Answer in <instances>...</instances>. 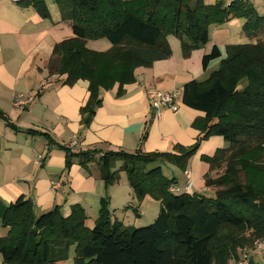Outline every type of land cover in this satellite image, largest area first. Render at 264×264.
<instances>
[{"label":"trees","instance_id":"trees-1","mask_svg":"<svg viewBox=\"0 0 264 264\" xmlns=\"http://www.w3.org/2000/svg\"><path fill=\"white\" fill-rule=\"evenodd\" d=\"M48 0H16L49 19ZM60 19L71 26L73 37L54 45L48 71L64 77L62 84L88 83V100L80 109L85 126L101 106V90L135 82L137 68H149L171 56L167 37L179 40L183 58L209 43L210 26L243 19L242 34L252 43L228 45L226 57L214 45L202 57V68L220 60L219 69L206 80L183 85L181 103L203 113L192 127L199 135L190 147L175 145L171 152L97 150L65 151V168L79 165L87 171L96 162L106 189L124 173L133 202L123 207L138 216L145 197L160 203L150 225L127 227L109 211L103 197L91 223L80 205L63 216L54 207L38 217L24 197L0 202L3 264H229L244 248L264 238V14L251 0H51ZM264 3V0H262ZM105 39L104 52L86 47L87 41ZM244 81L245 86L239 87ZM39 96V94H37ZM10 128L17 130L0 112ZM31 135L47 137L32 130ZM222 137L226 146L201 160L209 165L205 187L212 195L173 193L166 164L186 172L200 143ZM51 143V139L48 138ZM99 155V156H98ZM98 156V158H97ZM117 165H119L117 167ZM92 224V225H91ZM72 250V260L67 263ZM253 258V257H252ZM251 258L250 264H261Z\"/></svg>","mask_w":264,"mask_h":264},{"label":"crops","instance_id":"crops-1","mask_svg":"<svg viewBox=\"0 0 264 264\" xmlns=\"http://www.w3.org/2000/svg\"><path fill=\"white\" fill-rule=\"evenodd\" d=\"M47 6L50 18L42 19L32 9L21 8L11 0H0V112L17 129L0 119V202L9 205L24 197L32 202L35 217L56 206L63 216H68L72 206L80 205L92 223L98 216L101 198L108 197L110 213L125 226L148 224V220L159 214V202L145 197L138 216L123 210L134 201L127 179L122 176L119 183L106 189L96 162L89 164L87 171L77 164L66 170L62 147L75 141L78 151L97 150L101 154L119 150L131 153L139 148L146 153L171 152L175 145L192 146L199 135L192 123L203 117V113L179 101L176 113L162 110L156 115L144 91L154 88L180 93L184 84L204 81L217 71L220 60L209 63L204 70L201 61L211 49L210 42L183 58L180 46L172 45L167 37L171 56L149 68H137L135 82L125 85L121 96L117 95L118 84L108 91L101 90L102 104L85 126L80 109L88 100V83L79 80L73 86H66L62 84L64 77L48 71L54 45L72 38L73 34L71 26L61 21L51 0ZM97 41H87L86 47L104 52L106 44L99 49L89 45L90 42L95 46ZM225 57L226 52L221 54V60ZM241 85L244 87L245 82ZM17 94L32 95L35 99L19 108L13 104ZM28 130L47 137L28 134ZM225 146L219 136L200 143L186 169L192 180L188 192H185L184 172L168 166L163 174L175 179L178 193L212 195L213 190L205 187V177L220 170L210 173L209 165L201 157L212 156ZM53 183L58 185L56 189L52 188ZM145 210H149V217ZM6 232L0 222V237ZM72 254L70 250L67 263L72 260ZM252 259L264 263L258 254ZM0 264H3L1 255Z\"/></svg>","mask_w":264,"mask_h":264},{"label":"built area","instance_id":"built-area-1","mask_svg":"<svg viewBox=\"0 0 264 264\" xmlns=\"http://www.w3.org/2000/svg\"><path fill=\"white\" fill-rule=\"evenodd\" d=\"M12 2H16V0H11ZM232 1V0H228ZM144 96L151 108L155 110L156 115L162 110H170L173 113L178 111V103L180 101V93L179 92H161L154 88H148L144 91ZM35 97L32 95H23L17 94L14 98V106L16 107H26L34 101ZM78 144L73 141L69 144L68 148L71 151L77 152ZM186 177V190L188 192L192 187V180L190 176V172L186 171L184 173ZM58 185L56 183L52 184V188L56 189ZM170 191L173 193H178L179 191L172 186ZM258 254L260 258L264 260V238L259 239L254 242L253 248H244L240 251L238 260H232L229 264H250L251 258L253 255Z\"/></svg>","mask_w":264,"mask_h":264},{"label":"rangeland","instance_id":"rangeland-1","mask_svg":"<svg viewBox=\"0 0 264 264\" xmlns=\"http://www.w3.org/2000/svg\"><path fill=\"white\" fill-rule=\"evenodd\" d=\"M204 1L207 4H213V3H215L216 0H204ZM251 1L253 3L254 7L256 8V10L258 11V13L260 15H263L264 14V3H263V1L262 0H251ZM243 23H244L243 19H233L230 22H228V23H226L220 27L210 26V28H209V39H210V41L209 42L211 43V48H212V45H216L217 47H219V50L222 54L225 52V48L228 45H239V44L252 43L253 42L252 39H249L248 37H246L245 35L242 34L241 28H242ZM97 42L98 43H94V44H97L95 46H93L92 45L93 43H90V42H89V45L91 47H95L96 49H99L100 47L103 46L102 44H106L108 47H106L102 51H107L111 47V45H109L108 41H106L105 39L99 40ZM169 42L172 45H176L178 47L180 46L179 40L173 36H169ZM241 86L242 85L240 83L239 87H241ZM168 166H171V165L166 164V166L163 167V172H167L166 167H168ZM122 176L124 178H126L124 173H121L117 183L120 182ZM148 211L149 210H145V212H144L145 214L148 213V215H146V217H149L150 213ZM127 212L134 214L131 210H128ZM155 217L148 220V224H146V225L147 226L150 225V223H152L151 221H154ZM143 220H145V217ZM139 221H142V220L140 219ZM142 227H144V225H142ZM261 264H264V263H261Z\"/></svg>","mask_w":264,"mask_h":264}]
</instances>
